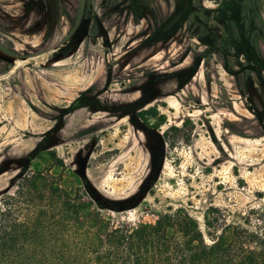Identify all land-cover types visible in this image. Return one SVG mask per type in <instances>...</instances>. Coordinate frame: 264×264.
<instances>
[{"label": "flooded vegetation", "instance_id": "af4514ba", "mask_svg": "<svg viewBox=\"0 0 264 264\" xmlns=\"http://www.w3.org/2000/svg\"><path fill=\"white\" fill-rule=\"evenodd\" d=\"M2 1L0 62L10 70L44 55L31 62V84H50L60 71L63 87L58 96H40L43 109L31 100L41 133L14 160L20 174L44 151L73 165L99 204L131 209L145 205L178 145L206 135L217 165L234 140L264 138V0H234L232 10L221 0H186L182 13L181 5L166 12L157 0ZM93 150L102 161L139 158L121 198L101 194L88 179L83 162Z\"/></svg>", "mask_w": 264, "mask_h": 264}, {"label": "rangeland", "instance_id": "374dc122", "mask_svg": "<svg viewBox=\"0 0 264 264\" xmlns=\"http://www.w3.org/2000/svg\"><path fill=\"white\" fill-rule=\"evenodd\" d=\"M207 1L215 4L219 0H203L204 3ZM221 3L228 4L231 10L235 4L234 0H221ZM177 4L181 5L176 7L179 13L188 8L186 0L154 2L166 12ZM4 8L12 11L13 7ZM43 57L17 60L10 70L8 64L0 62V170L3 164L5 166L0 172V207L4 198L14 195L25 180L36 178V186L42 190L43 198L51 195L52 188H57L70 198H81L88 203L89 210L100 211L115 226L131 229L138 224H153L164 214L173 217L187 214L195 221L207 244L222 237L237 244L264 248V138H247L245 143L234 140L231 155L217 165L210 164L216 151L206 135L198 137L196 142L178 145L167 156L145 205L123 211L99 204L74 172L73 165L54 162L44 151L34 157L20 174L14 160L29 152L36 135L41 133L34 127L35 121L41 118L37 117L31 100L42 108L40 96H45L48 91L58 96L63 90L58 80L60 71L55 72L54 76L58 77L49 78L50 84L41 87L31 84L30 80L34 79L31 62ZM4 80H8V84L1 83ZM32 94H37L41 102L33 99ZM117 134H111L110 139ZM125 140L121 137L117 146L123 145ZM56 151L62 154L60 147ZM81 154L88 155L90 150L86 148ZM92 154L88 164L84 160L83 167L95 190L112 198L124 196L133 182L132 171L139 160L137 155L119 163L111 158L109 161L99 160L100 155L97 156L95 151ZM59 191L56 192L62 193ZM42 204L45 201L26 203L22 207L24 210L33 209ZM234 230L238 235L232 238Z\"/></svg>", "mask_w": 264, "mask_h": 264}, {"label": "trees", "instance_id": "16d2710c", "mask_svg": "<svg viewBox=\"0 0 264 264\" xmlns=\"http://www.w3.org/2000/svg\"><path fill=\"white\" fill-rule=\"evenodd\" d=\"M36 181L25 180L2 201L0 264H264L263 247L222 237L205 243L187 214L127 229L57 188L43 198ZM35 201L45 204L23 209Z\"/></svg>", "mask_w": 264, "mask_h": 264}, {"label": "water", "instance_id": "95a60500", "mask_svg": "<svg viewBox=\"0 0 264 264\" xmlns=\"http://www.w3.org/2000/svg\"><path fill=\"white\" fill-rule=\"evenodd\" d=\"M13 184V183H12ZM11 184V185H12ZM6 190H7V188H6ZM3 191H5V190H3ZM1 193V192H0ZM117 211H123V210H127V208H125V207H123V206H120L118 209H116Z\"/></svg>", "mask_w": 264, "mask_h": 264}]
</instances>
